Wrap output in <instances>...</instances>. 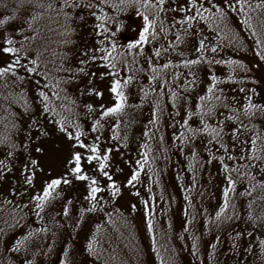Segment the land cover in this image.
<instances>
[{"label":"snow or ice","instance_id":"snow-or-ice-1","mask_svg":"<svg viewBox=\"0 0 264 264\" xmlns=\"http://www.w3.org/2000/svg\"><path fill=\"white\" fill-rule=\"evenodd\" d=\"M172 151L184 201H215L192 216L214 234L209 264L225 247L264 264V0H0V264H111L85 225L121 201L157 251L151 193Z\"/></svg>","mask_w":264,"mask_h":264},{"label":"trees","instance_id":"trees-1","mask_svg":"<svg viewBox=\"0 0 264 264\" xmlns=\"http://www.w3.org/2000/svg\"><path fill=\"white\" fill-rule=\"evenodd\" d=\"M127 35L128 33H125L121 37V39L122 40L125 39ZM249 43H251V41H249ZM226 54L235 55V53H233L231 49H228ZM143 113L146 116L144 118H150L148 106H145L143 108ZM140 118L141 117H138V120ZM134 128H135V125H134ZM162 131L167 132V135H168L167 129H162ZM138 134L140 133L135 131V129L134 131L130 133V135L133 138H135V136ZM172 152H169L168 156L173 159ZM168 160L169 158L167 159V161ZM162 163H160L159 165L160 167L159 172L161 174L162 181L164 182L162 183V186H163L162 196L163 198H168L167 201L170 202L164 205V209L169 211V215H168L169 218L166 217L162 220V217L157 218L158 214H156L155 239H160L162 241V234L160 235L158 234V231L160 230L166 231V232H172L174 234L172 233L166 234L165 245H162V250L157 249V251H153L152 239L150 238L147 232L145 221L143 219V215L141 216V218H139V222L137 226L138 228L135 231H133V233H128L127 232L128 228L124 229V225L122 224L113 225L111 227L112 232L111 233L107 232L105 235H103V239L106 238L109 241H111L112 243L111 249L113 250H117L118 243H123V244H122V257H117V259L112 260L111 264H160V260L157 258L158 254L166 262L171 259L176 264H200V261L197 262L191 256L190 254L191 241L187 239V237L190 235H188V232L185 233L183 230V224L185 221L184 212L188 211L189 213L188 206L190 205L184 201L183 199L184 196H180L181 193L179 192H182V191L178 189V183L180 185L181 183L176 180L175 174H173L172 171L170 170V164L169 163L162 164ZM189 183L190 182L186 184L183 183V185L186 187ZM192 192L194 196L198 194L197 189H192ZM151 194L155 197V201H154L155 203L158 199V193L153 188V192ZM172 197H175L174 202L171 201ZM197 201H198L197 199H192L191 201V206L193 207L192 215L203 212V209L205 208L208 209V211L210 212L215 206V201H213L210 205H207L206 201L204 200L203 204L205 206L198 204ZM155 209H156V204H155ZM177 214H179L178 217H177ZM188 220L190 221V224H194L198 227V231H199L198 234L202 237L201 242H200L201 250H200L199 255L201 257V260L204 262V264H206L205 262L206 256L208 255V251H210V250H206V243L211 242V240L214 238V234L208 233L205 235V229L203 228V215L198 216V218L195 220H192V218ZM89 227L90 225L86 224L85 231H87ZM142 232H144L145 235H142ZM124 233L126 234L122 235ZM117 235L118 237L116 240ZM180 235H183L185 238L178 239L177 237ZM83 236H84V233L82 232L81 238L76 241L77 245H79L82 242ZM116 241H118V243H116ZM102 244L104 245L103 241H102ZM56 247H57V250L60 249V239L59 238H57ZM173 250H175L174 256H173ZM108 258L109 257H106V259ZM33 259H34V264H35V258ZM40 259L41 261H44L45 264H48V262L54 261L56 259V254L53 253L50 257H47V258L40 257ZM77 259L79 260V256L77 257ZM224 259L226 260V264H236L231 261L232 258L230 259L229 257H226L225 255H224Z\"/></svg>","mask_w":264,"mask_h":264},{"label":"rangeland","instance_id":"rangeland-1","mask_svg":"<svg viewBox=\"0 0 264 264\" xmlns=\"http://www.w3.org/2000/svg\"><path fill=\"white\" fill-rule=\"evenodd\" d=\"M144 117H146V116L144 115L143 117H141L139 119L140 123L135 125V128H134L135 131L139 132L140 134L142 133L144 124L147 122L148 119H150V118H144ZM167 130H168V135L167 136H170L171 130L170 129H167ZM167 136H166V139H167ZM133 148H135V145H133ZM172 156H173V159L168 156L169 157L168 161L163 156H161L160 160L157 161V164H158V167H159L160 163H162V162H163L162 164L169 163L170 164V170L172 171L173 174H175V178L177 180V172L179 170H181L182 168H184L186 162L184 160V157L182 155H180L179 153H175L173 151L172 152ZM190 181H191L190 174L185 170L184 171L183 180L180 181V183L186 184V183H188ZM144 182L147 183L146 177L144 179ZM162 183H164V182L162 181V177H161V174H160V187L157 188L155 185H153L154 190H156L157 193H158V199L155 202V204H156V214H158L157 218H161V217H165L166 218L169 215V211L164 209V205L166 204L165 201H167L168 198H163V200L161 199L162 190H163ZM178 189L181 190V185L179 183H178ZM141 192L144 193V189H141ZM179 193H181L180 196H184V192H179ZM205 201H206L207 205H210L213 202V201H210V200H205ZM203 202H204V200L203 201H201V200L197 201L198 204H200L202 206H205L203 204ZM123 203L124 202L121 201L120 204L116 205V207L120 208V211L123 214V216L122 217H118V216L114 215L113 216L114 223L108 224L107 227H104V223H103L102 219H93V220H91L88 223V225H90V227H94L95 224L100 223L102 225V228H103V235H105L107 232L111 233L112 232L111 227L113 225H117V224H122V225H124V229L128 228L129 232H133L135 230V228L138 226L139 218H141V216L143 215L142 211L140 210V206H138V209H137V211L135 213L129 214V212L125 210V208L123 206ZM188 210H189L188 219H191L192 216H193L192 215L193 207L192 206H188ZM178 215L179 214H177V217H178ZM178 221H180V220H178ZM162 227H164V226H162ZM169 233H172V232H166V231H162V230L158 231L159 235L162 234V241L160 239H156V247H157L158 250H162V245H165L166 234H169ZM193 233H199V231H198V227L196 225L191 224L190 230L188 231V235L191 236V235H193ZM172 234H174V233H172ZM142 235H145V233L142 232ZM117 237H118V235L116 236V240H117ZM103 242H104L103 246L107 249V254L105 256V259H106V257H110L113 252H111L109 250L108 244H107V241H106L105 238L103 239ZM122 244L123 243H118L117 244V247H118L117 250H114V253H115L116 257H122ZM226 253H227V248L225 247L224 253H221L223 255H221V256H219L217 258L218 264H226V260L224 259V255L226 257H229L230 259L232 258L231 261L234 262V263H236V260H241L242 261L243 259H245V257H243V255L233 258L230 255H227ZM80 259H83V257L79 256V260ZM92 259L93 258H87L86 261H85V264H88V262L91 261ZM247 259L249 261V264H252V257L249 256V257H247ZM205 262H206V264H209L208 255L206 256V261ZM174 264H176V263H174Z\"/></svg>","mask_w":264,"mask_h":264}]
</instances>
